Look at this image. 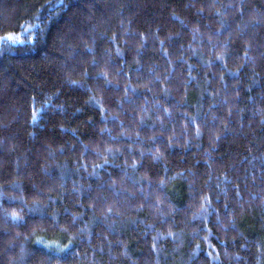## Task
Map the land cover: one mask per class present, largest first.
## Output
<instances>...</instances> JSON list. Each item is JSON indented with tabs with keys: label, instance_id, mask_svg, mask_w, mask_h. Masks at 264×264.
<instances>
[{
	"label": "trees",
	"instance_id": "obj_1",
	"mask_svg": "<svg viewBox=\"0 0 264 264\" xmlns=\"http://www.w3.org/2000/svg\"><path fill=\"white\" fill-rule=\"evenodd\" d=\"M0 264H264V0H0Z\"/></svg>",
	"mask_w": 264,
	"mask_h": 264
}]
</instances>
